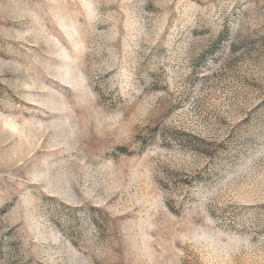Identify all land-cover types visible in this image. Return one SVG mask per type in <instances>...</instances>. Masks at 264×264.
Instances as JSON below:
<instances>
[{
  "label": "rangeland",
  "instance_id": "374dc122",
  "mask_svg": "<svg viewBox=\"0 0 264 264\" xmlns=\"http://www.w3.org/2000/svg\"><path fill=\"white\" fill-rule=\"evenodd\" d=\"M0 264H264V0H0Z\"/></svg>",
  "mask_w": 264,
  "mask_h": 264
}]
</instances>
